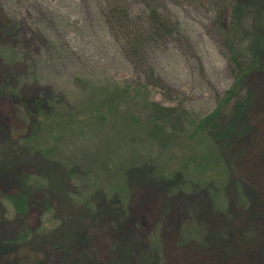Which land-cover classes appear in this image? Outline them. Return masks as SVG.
<instances>
[{
  "label": "rangeland",
  "instance_id": "rangeland-1",
  "mask_svg": "<svg viewBox=\"0 0 264 264\" xmlns=\"http://www.w3.org/2000/svg\"><path fill=\"white\" fill-rule=\"evenodd\" d=\"M158 1L178 34L146 62L167 95L107 0H0V264H264V156L233 170L196 125L232 82L211 14ZM247 86L264 111V67Z\"/></svg>",
  "mask_w": 264,
  "mask_h": 264
},
{
  "label": "trees",
  "instance_id": "trees-1",
  "mask_svg": "<svg viewBox=\"0 0 264 264\" xmlns=\"http://www.w3.org/2000/svg\"><path fill=\"white\" fill-rule=\"evenodd\" d=\"M139 1L144 4V12L131 16L128 0H107V20L109 26L122 36L125 56L135 66L144 67L148 78L146 84L161 89L167 95L170 89L160 76H155L153 66L146 62L147 51L151 45L173 38L178 29L170 17L159 9L158 0ZM178 1L204 6L210 12L216 42L231 68L232 82L229 88L219 97L214 109L195 123L205 131L219 129L218 139L221 140L222 148L225 151L228 149L230 165L236 170L239 166L238 157L244 159L248 155L253 159L252 156L256 154L264 156V111L252 110L251 89L247 86L250 74L264 67V0ZM160 114V111L155 110L150 114L153 119L151 123L157 130L165 129L167 124L186 125L181 116L168 121L160 119ZM235 146L238 149L232 150ZM195 229L187 228L188 238H193Z\"/></svg>",
  "mask_w": 264,
  "mask_h": 264
}]
</instances>
